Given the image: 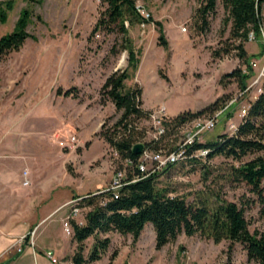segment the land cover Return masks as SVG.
<instances>
[{"label": "rangeland", "instance_id": "1", "mask_svg": "<svg viewBox=\"0 0 264 264\" xmlns=\"http://www.w3.org/2000/svg\"><path fill=\"white\" fill-rule=\"evenodd\" d=\"M201 1L137 0L151 17L145 28L126 22L129 43L116 30L100 29L91 35L106 8L101 0H16L7 20H0L1 38L15 29L24 8L34 10L28 26L33 37L0 59V235L15 242L0 264L18 254L20 235L29 234L46 215L37 226L36 251L48 258L46 250L54 249L51 245H62L65 254L58 263L49 258L50 264H74L76 249L70 246L76 241L64 233L63 219L70 212L68 202L104 190L120 165L113 148L96 133L102 127L106 131L121 117L112 102L102 103L100 92L109 75L129 66L130 49L140 64L137 70L130 68L126 85L142 89L144 109L154 112L163 107L171 117L186 110L196 112L219 100L218 110L202 115L223 111L215 129L205 134V142L229 133V126L240 122L242 107L257 99V86L246 91L257 72L253 69L245 88L238 77L226 74L246 72L248 57L261 67L264 42L246 41V56L242 57L241 40L231 36L232 24L226 21L222 0L207 23L198 24L195 13ZM160 33L165 34L168 48L160 44ZM74 86L79 88L78 99L57 93L59 87L65 91ZM140 127L145 135L139 140L151 141L152 121L144 119ZM72 136L79 139L77 145ZM257 155L249 154L243 160ZM239 164L222 155L186 160L164 171L159 185L188 201L217 203L218 196L234 201L244 207L251 231H263L257 196L249 185L231 177L232 167ZM26 177L29 185L23 184ZM89 210L83 206L75 220L84 222ZM105 236L111 239L109 249L91 264H259L248 260L241 243H233L229 250L230 241L215 243L199 234L182 233L157 248L152 223L146 224L138 241L118 232L101 238ZM94 242V237L85 241L86 257ZM25 244L18 258L7 264H24L33 246L29 238Z\"/></svg>", "mask_w": 264, "mask_h": 264}, {"label": "trees", "instance_id": "2", "mask_svg": "<svg viewBox=\"0 0 264 264\" xmlns=\"http://www.w3.org/2000/svg\"><path fill=\"white\" fill-rule=\"evenodd\" d=\"M15 1H0L2 22L7 20L8 12L13 9ZM101 1L106 8L93 27L91 35L100 29L109 32L116 30L125 35L129 43V28L126 22L133 26L145 20L137 10V0ZM222 2L228 14L226 21L232 24L231 36L241 40L238 48L241 50L240 55L245 57L244 43L249 40L250 32H254L256 39H262L264 0H222ZM217 5L218 0H202L195 13L197 23H207L208 17L216 13ZM33 15L32 8H24L15 29L0 38V59L13 51L20 50L26 40L33 37L28 31ZM159 39L160 44L168 48L164 33H160ZM246 62L248 63L246 72L234 70L226 74V76L238 77L243 88L247 86L248 79L253 76L250 57L246 59ZM139 64L133 50L130 49L129 66L125 69H117L106 78L100 92L102 103L112 102L116 110L121 111L122 114L113 126L106 131L102 127V130L96 133L104 137L121 158H129L135 162L140 154L134 152V147L142 142L139 139L145 135L140 122L149 119L151 115V111L143 108L142 89L127 88L126 85L130 77V68L137 70ZM78 90L76 86L65 91L59 87L57 93L78 99ZM219 108V100H217L196 112L186 110L171 116L166 123L167 133L159 139L142 142L144 149L172 148L177 142L175 138L183 124ZM232 113L233 111L230 110L228 115ZM173 135L176 137L173 138ZM89 144L88 141L87 145ZM202 147L209 149L206 159L222 155L240 162L238 166L232 167L231 177L251 187V191L257 196L260 204L259 213L264 221V92L251 102L248 113L239 123L235 133H224L219 135L218 139L196 144V148ZM249 154L258 155L244 161L243 159ZM186 160L204 159L194 157ZM168 168L146 175L136 164H133L127 168L128 180L117 193L118 197L112 191L91 192L89 196H83L79 206L90 207V210L83 224L72 220L73 238L77 243L72 257L73 263L91 264L102 259L109 249L111 239L109 236L101 238V235L110 232H118L122 235L131 234L133 240L138 241L146 224L152 223L156 232L157 248L176 240L182 233L187 236L199 234L202 238L212 239L215 243L230 241L229 250L233 243H241L247 252L249 261L264 264V230L251 231L244 207L219 196L217 203H210L206 199L188 201L184 196L173 195V190L159 185L160 176ZM90 237H94L95 242L86 257L84 255L85 241ZM20 254L21 252H18L8 262L15 260ZM116 255L117 251L113 253L114 257Z\"/></svg>", "mask_w": 264, "mask_h": 264}, {"label": "built area", "instance_id": "3", "mask_svg": "<svg viewBox=\"0 0 264 264\" xmlns=\"http://www.w3.org/2000/svg\"><path fill=\"white\" fill-rule=\"evenodd\" d=\"M137 10L145 18V20L141 23V26L145 28L147 26V23L150 21L151 16L148 12H145L144 8L141 5H137ZM184 29L186 30L185 27ZM261 33L264 42L263 26L261 28ZM249 39L250 40L256 39L253 31L250 32ZM251 66L253 67L254 71H256L257 73L253 82L246 87L247 89L246 91H248L254 86H257L258 94L255 97L257 98L260 94L264 92V63L261 65V67H259L258 61L254 59L251 62ZM250 104L244 105L242 107L240 114L241 116L240 122L248 113ZM221 112L223 111L217 112L209 116H199L188 121L179 128L178 136L181 135L182 136L180 137L179 140H177V142L175 143V145H173L172 148L159 149V150L143 149L142 153L140 154L136 162L132 161L129 158H121L119 153L113 148L114 153L117 156L120 165H117V170L115 171V174L111 182L108 184V186L104 190H100L95 193L112 191L116 194V197H118L117 193L125 185V183H127L128 180L127 168L132 166L133 164H136V166H138L142 172H144L146 175H149L157 171H162L168 168L169 166L178 164L188 158L196 157L205 160L208 156L209 149L204 147L196 148V144L205 142L204 141L205 134L215 129V127L218 125ZM169 119L170 117L167 115L166 109L163 107L160 110L151 112L149 120L152 121L154 127L153 139H159V137L167 133L166 123L169 121ZM240 122H237L236 124L233 123L231 126H229V134H233L237 131ZM71 139L74 145H77L79 143V139L76 136H72ZM148 164H150L151 166H148ZM27 174L28 172L24 173L25 176H27ZM23 184L24 185L30 184V180L28 179V177L25 178ZM82 198L83 196L74 198L67 204L70 205L71 208H70V212L63 219V227L66 234L69 236H72L74 232L72 220H75L76 217L81 212L82 207L79 206V202L82 200ZM83 223L84 222L81 221V224ZM36 231H37V227L32 229V231L29 234L22 235L20 237L19 239L20 246L18 248L19 252H22L24 250L25 240H27L28 238H29V243L34 246ZM46 255L54 263L59 262V259L54 255V252L52 250H47Z\"/></svg>", "mask_w": 264, "mask_h": 264}, {"label": "crops", "instance_id": "4", "mask_svg": "<svg viewBox=\"0 0 264 264\" xmlns=\"http://www.w3.org/2000/svg\"><path fill=\"white\" fill-rule=\"evenodd\" d=\"M262 16H263V29H264V7H263V10H262ZM82 132V131H81ZM82 138L86 141L87 139H88V137L87 136H84V135H82ZM48 216L46 215L45 217H40L38 220V222H42L43 220H45L46 218H47ZM39 223V224H40ZM38 224V225H39ZM38 225H36V227L38 226ZM35 228V227H34ZM26 229V228H25ZM33 229V228H32ZM31 229V230H32ZM65 231V230H64ZM64 233H66V232H64ZM18 235H20L19 233L18 234H16L15 236H18ZM22 235H24V234H22ZM22 235H20V236H22ZM14 236V237H15ZM69 236V235H68ZM14 244H15V242H13V239H8V237H5V236H2V235H0V258L1 257H5V256H7V254L10 252V250H12L13 248H14ZM25 245H28V244H25ZM74 245V246H73ZM76 245H77V243H74V244H71V246H70V250H75L76 249ZM51 246H53L54 247V249H53V252H54V254H55V256L57 257V258H60V257H63V254H65V252L63 253V252H61V251H63V247H62V245H59V244H54V245H51ZM48 250H50V248H48ZM47 251V250H46ZM58 251H59V253L61 252V254L59 255V254H57L58 253ZM63 253V254H62ZM14 256H16V255H14ZM13 256V257H14ZM10 258H12V257H10ZM10 258H9V260H10ZM18 258V257H17ZM16 258V259H17ZM15 259V260H16ZM8 259L7 260H5V262H4V264H7V262L9 261ZM14 261V260H13ZM12 262V261H11ZM16 262V261H15ZM24 264H50V260H49V258H47V257H45L44 255H40L37 251H36V240H35V244H34V246H32V249L31 250H28V252H27V256H26V258L24 259Z\"/></svg>", "mask_w": 264, "mask_h": 264}, {"label": "water", "instance_id": "5", "mask_svg": "<svg viewBox=\"0 0 264 264\" xmlns=\"http://www.w3.org/2000/svg\"><path fill=\"white\" fill-rule=\"evenodd\" d=\"M143 149H144V144L139 143V144H137V145L134 147V152H135L136 154H141L142 151H143Z\"/></svg>", "mask_w": 264, "mask_h": 264}]
</instances>
